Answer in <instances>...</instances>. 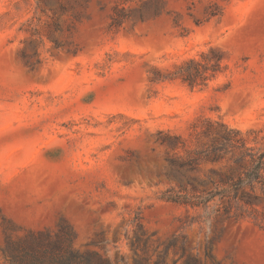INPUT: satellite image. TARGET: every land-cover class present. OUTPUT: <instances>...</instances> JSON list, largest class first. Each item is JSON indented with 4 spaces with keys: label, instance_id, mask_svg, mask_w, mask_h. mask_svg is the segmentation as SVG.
<instances>
[{
    "label": "rangeland",
    "instance_id": "rangeland-1",
    "mask_svg": "<svg viewBox=\"0 0 264 264\" xmlns=\"http://www.w3.org/2000/svg\"><path fill=\"white\" fill-rule=\"evenodd\" d=\"M190 59L221 71L170 79ZM231 129L264 150V0H0V264L62 223L127 264H264L262 185L197 205L248 166L204 153Z\"/></svg>",
    "mask_w": 264,
    "mask_h": 264
},
{
    "label": "trees",
    "instance_id": "trees-1",
    "mask_svg": "<svg viewBox=\"0 0 264 264\" xmlns=\"http://www.w3.org/2000/svg\"><path fill=\"white\" fill-rule=\"evenodd\" d=\"M212 67L213 74L207 75L208 68L204 63L190 59L170 79L179 77L191 87H196L200 84L207 85V81L214 78L221 71L220 59ZM206 135L211 137V130ZM167 138L175 139L186 146V142L181 136L172 137L168 135ZM233 150L238 151L236 161L248 162V166L230 184L228 183L231 178L226 181L222 180V185L225 186L224 189H220L218 184L212 182L215 185V189L205 190L197 195V205L200 203L206 204L216 196H226L235 199L244 186L253 187L256 184H260L264 188V150L260 151L248 146L247 141L241 137L238 130L231 129L225 134L217 133V136L211 137L209 144L204 148V153L206 156H219ZM173 165L183 167L186 162H179ZM183 197L174 198L168 196L167 199L178 203H187ZM138 242H140L139 238L133 242V245ZM2 251L11 264H127L124 255H120L118 260L114 261L111 257L98 250L82 251L78 249L76 247V234L68 223L60 224L55 234L50 229H47L39 231L38 234L30 233L28 236L20 237L16 240L10 239ZM138 264L143 263L139 261ZM155 264L161 263L156 262Z\"/></svg>",
    "mask_w": 264,
    "mask_h": 264
}]
</instances>
